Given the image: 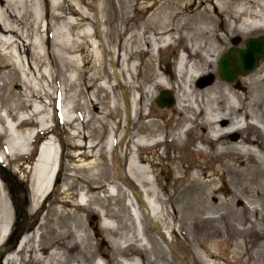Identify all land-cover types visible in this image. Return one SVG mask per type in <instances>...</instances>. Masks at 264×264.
Here are the masks:
<instances>
[{"label":"rangeland","instance_id":"1","mask_svg":"<svg viewBox=\"0 0 264 264\" xmlns=\"http://www.w3.org/2000/svg\"><path fill=\"white\" fill-rule=\"evenodd\" d=\"M39 1L43 7L50 10L49 12H55L53 5L62 0ZM160 1L163 0H85L84 4L77 1L75 7L85 13V19L80 20L77 12L67 14L63 19L51 20L47 30L41 22L39 31L31 32V38L40 37L42 41L40 52L58 49L56 57L60 58L56 65L50 66L47 63L42 67V72L46 75L44 78L38 72L28 71L26 62L23 61L26 60L27 54L22 49L0 47V63H4L0 64V98L7 99L5 103L0 99V192L1 198L11 206L13 215L9 236L1 246L5 249L0 250V256L14 248V240L34 230L40 222V217L47 215L52 219L61 210L73 209L71 206H65V203L73 205L94 194L102 198L103 202L94 201L78 211L90 244L88 253L85 251L87 256L84 264H120L125 259L137 261V264H245L244 257L253 252V247L264 241V235L260 234L264 228V188L262 194H258L253 190L256 187L253 183H248L245 179L240 182L242 176H250L253 169H256L257 163L251 152L246 154L234 152L235 147L244 145L252 151H257L259 147H256L255 143L236 141L238 135L244 138L251 136L257 138L256 133L252 134L249 130H245L240 134H230L219 140L209 138L199 140L194 134H187L185 139L181 134V142L178 144L167 139L165 147V144L149 147L151 139L142 128L148 125V119L143 118L139 121L138 126H142L140 132L130 124L133 115L126 110V99H129L130 94L118 75L120 60L116 58L115 52L122 40L128 37L130 40H133V37L143 40L150 36H158L156 34L158 22L152 14L158 9L157 5ZM165 1L172 2V0ZM228 2L230 7L243 3L251 8L254 4L253 0H228ZM205 8L206 14L214 17L213 23L208 22L207 26L214 28L215 33L222 37L218 45L219 53L212 62L214 73L210 78L223 81L217 75V61L220 57L230 47L242 48L246 39L264 36V32H256L246 37H241L235 32L230 33L227 26L228 18L235 26L238 21L232 20L228 14L221 17L213 11L211 5H205ZM123 14L127 15L126 20H123ZM185 20L177 26L179 28L175 32L169 33L174 36L170 39L175 40L174 43L158 53L154 48L151 50V57L145 55L141 56V59L134 55L123 63V67L128 68L134 75L136 70L133 65L139 62L143 64L153 58L152 64L156 66L155 68L159 66L164 71L172 69L176 65L177 57L183 53L181 46L184 43V36L190 34L191 29L201 26L195 19ZM70 23L75 27L69 28ZM119 29L122 30L119 38H114V31ZM82 30L87 40L84 41L86 45L83 43L79 50L77 47L82 39L78 35ZM11 37V35L6 36L8 40H12ZM192 37L201 42L217 41L213 35ZM54 41H64L66 45L73 43L77 49L72 53L64 51L57 45L54 46L52 44ZM27 48V51H32V46ZM261 63L264 64V57L258 60L255 68L257 69ZM253 70L250 72L253 73ZM156 71L163 79L161 72L157 69ZM250 72L248 73L251 74ZM248 73L238 75L233 81L227 82L235 85L239 79L249 75ZM127 75L125 74V77ZM23 83L32 87L30 88L34 95H31V91ZM17 84L22 85L21 88H18ZM163 87L160 86L158 89ZM158 89L152 91L149 105L151 110H162L154 103ZM171 93L174 102L175 91ZM26 100L31 103L30 106L21 103V101L27 102ZM167 108L169 107H165ZM147 110L148 107L144 106L142 112L146 113ZM69 118L71 121L67 122ZM157 121L155 122L162 125L167 134L177 132L180 128L176 122L165 126L161 120ZM245 121L253 120L247 118ZM245 121L239 118L237 124H243ZM117 123H119L118 129L115 130ZM74 131H78V134H73ZM131 134L133 141L137 142H135L138 147L136 155L143 160L142 167L147 171L146 176L150 180L147 187L155 190L161 200L156 206L144 200L141 190L127 173L126 166L130 161L131 153L135 151L128 143ZM38 139H40L39 144L44 141L49 144L47 148H52L56 170L52 188L46 196L38 198L36 202L32 181L34 172L32 166L36 161L32 156L36 159L38 155L39 158L47 150L43 149L42 153L38 154L36 148L33 155L34 145ZM91 142H96V146L89 147ZM78 143L83 146L79 147ZM227 146L230 147L228 148L230 151L221 152L220 149H226ZM95 151L97 154H94ZM238 171L239 173H236ZM262 179L264 180V177ZM65 184L71 186L68 185L69 189L64 192L62 188L67 186ZM100 184L103 186L96 191L87 190L89 185ZM241 185L247 188L243 190L244 186ZM212 196L215 198L239 196L243 200L242 203H248L245 204L249 209L240 207L241 205L232 201L231 207H234V212L231 218L215 219L208 224L198 218L217 213H208L205 208V205H213L218 201ZM199 197L203 201L201 204L198 203ZM40 204L43 207L38 212L34 211L35 206L38 207ZM151 204L157 210L161 208V211H167L168 215L171 214L172 209H179V220L152 216L148 209ZM1 206L0 201V208ZM252 206L257 208L255 212H250ZM193 214L196 216H192ZM158 219H162L161 222ZM67 223L72 224L70 220ZM102 224H109L115 231L110 233ZM251 225L253 229L243 232ZM215 226L219 227L216 236L212 233ZM124 236L130 239L125 241ZM128 244L131 248H124ZM76 251L78 247L69 250L68 254L75 255ZM43 261L45 263V259Z\"/></svg>","mask_w":264,"mask_h":264},{"label":"bare ground","instance_id":"2","mask_svg":"<svg viewBox=\"0 0 264 264\" xmlns=\"http://www.w3.org/2000/svg\"><path fill=\"white\" fill-rule=\"evenodd\" d=\"M77 1L81 4L85 3V0H77ZM77 1L62 0L61 2L55 3V5H53V9L55 10V12H49L50 10L43 7L40 4L39 0H0V47H3L4 49H9L10 47L15 48L16 50L22 49V51L25 54H27L26 60L24 59L23 61L26 62V67L28 71H30L31 73L38 72V74H40V76L44 78L46 75L44 72H42V67L45 66L47 63L50 64V66L56 65L58 63V59H60V58L57 59L56 57L57 56L56 50L58 49L40 52L39 48L41 46L42 41H40V37L32 39L31 32L33 31L34 33H37L41 26V22L44 23L45 29L47 30V27L50 26L51 20L55 21V19H63L67 14H73L75 12H77L78 15L80 16V20L85 19L86 18L85 13L81 10H78L75 7ZM253 1L254 4L252 5L251 8L243 3L241 4L237 3L233 7H230L228 0H172L171 3H168L165 0L160 1L157 5L158 9H156L152 14V17H154L156 22H158L156 28L157 29L156 34L158 36L157 37L150 36V38L143 40L139 38L134 39V37L133 40H130L128 37L122 40V43L118 45L117 47L118 50L115 52V56L120 60L118 75L121 78L120 79L121 82L129 90V94H130L129 99H126V110L128 112H131L133 115L132 118L130 119V124H132V126H134L138 132H140L142 128L144 129L145 134L149 137V139H151L150 144H148L149 147H153L160 144L162 145L165 144L164 145L165 147L167 143V139L168 140L170 139L175 143L177 142L178 144L181 142V138H182L181 134L182 136H185V139L187 137V134H194L196 139L199 140H203L205 138L219 140L225 138L230 134H234V133L240 134L245 130H249L252 134L256 133L258 137L256 138V136H251L248 138H244L238 135L236 137L237 138L236 141L241 143L243 142L255 143V146L259 147V149H257V151H252L247 146L244 145V146L235 147L234 152L243 153V154L251 152L250 154L251 156L254 157L257 166L256 169H253L254 171L250 173L249 177L247 176L244 177L241 175L242 177L240 179V182L243 179H245V181L247 180L246 182L253 183L256 186L255 188H253V190L258 194H262L263 192L262 188H264V180L262 179L264 177V64L261 63V65L257 69L255 68L256 69L255 71L253 70L254 72L252 71L253 73L251 72H250L251 74L248 73L249 75L239 79L235 85H233L232 82H227L225 80L223 81L215 80V79L211 80L210 75H213L214 73L212 62L216 59L219 53L218 45L222 41V37H220L215 33L214 28H210L207 26L208 22L213 23L214 17L212 15L206 14L205 12L206 9L205 5H211L213 11L219 14L221 17L225 14H228L229 17L232 18V20L238 21L237 26L232 25L230 19L227 17L229 24L227 25L228 31L230 33L235 32L237 35H240L241 37H246L256 32H261V33L264 32V0H253ZM201 5L203 6L202 8ZM183 13L184 15H182ZM127 18H128L127 15L123 14V20H126ZM225 18L226 17L224 16L223 19ZM184 19L186 20L195 19L199 24H201V26L195 29H191L190 34L184 36V43L181 46V50L183 53L182 55L177 57V62H175L176 65L172 69L169 68L168 71H164L159 66L155 68L156 66L154 67L152 64L153 58L148 59L147 62L144 61L145 63L143 64L142 62H139V64H136L135 66L133 65V68H135L136 70V73L134 75L130 73L131 71L129 72L128 68L123 67V63H125L126 60H129L134 55L137 58L138 57L141 58V56H145V55L150 56L151 50H153L154 48L156 49L155 51L158 53L161 49H164L169 44L174 43L175 40L174 41L173 39L170 40L172 37L174 38V36L170 35L169 33H171V31L175 32V30L179 28L177 26L178 25L180 26V24L183 23ZM68 25L69 28H72L74 26L73 23H70ZM83 30L81 31L82 33L80 34L78 33L79 34L78 36L82 39L77 47L79 50L81 49L82 44L87 38ZM121 31H122L121 29L114 31L113 33L114 38H119ZM7 35L9 36L11 35L12 36L11 39L12 38L13 39L8 40V38H6ZM193 35H200V36L206 35L207 37L208 35H213L217 41H215L214 43L201 42L199 41V39H194L192 37ZM44 42L46 43V40ZM52 44L54 46L57 45L60 49H63L64 51H68L71 53L75 51V49H77L73 43L66 45L64 41H59V42L54 41ZM28 46H32L31 52L27 51ZM61 53H65V52H61ZM84 59L86 60V58ZM71 63L72 62H70V64ZM156 69L161 72V74L163 75V79L161 78L160 74L157 73ZM125 74H128L127 77H125ZM114 76L117 77L115 74ZM27 84H29V82ZM13 86L15 85L13 84ZM16 86L18 88L19 87L21 88L22 85L20 86V84H17ZM160 86H164L163 89L168 90L170 93L171 91H175L174 102L167 109H165L166 107L165 106V107H160V109L162 110L159 111L151 110L149 105L153 94L152 91L155 90L156 88L157 89L160 88ZM25 87H27L31 91V95H32L33 94V91L31 90L32 87L29 85H25ZM6 100H7L6 98H3L2 102L5 103ZM21 103L26 104L28 106L31 105V103L28 101L27 102L21 101ZM144 106L148 107L146 113L142 112ZM143 118L148 119L147 120L148 125L145 127L141 126L142 127L141 128L138 126V123ZM239 118L243 119L244 121L245 119L249 118L253 121L252 122L245 121L243 124L238 125L237 123L239 121ZM157 120L159 121L161 120L162 124L165 126L166 125L169 126L172 122H176V124H178L177 126H179L180 128L179 130H177V132H170L167 134L166 132H164L162 125L160 126V124L157 123L158 122ZM69 121H71V118L67 119V122ZM100 121L98 122L101 123ZM118 124L119 123L116 124L115 130L118 129ZM73 134L77 135L78 131H74ZM157 136H160V138H157ZM167 136H170V138H167ZM133 140L134 139H132V134H131L128 143H130L133 146V149H135V151L131 153L132 155L130 157V161L126 166L127 173L132 178L131 180L134 181V184L138 187V189L141 190L144 200H147L149 204L154 203L156 206V204L160 203L161 200L159 196L156 194L155 190H152L149 187H147L150 180L146 176L147 171L144 169V167H142L143 160L139 158L138 155H136V149H138V147L136 145L137 142ZM96 144L97 143L94 142L88 146L94 147L96 146ZM47 145L49 144L45 143L44 141L41 142L38 150V154H41L43 149H47L46 153L42 156L39 155L40 156L39 158L37 155L36 159L34 158V161L36 162L35 163L33 162L34 166H32L34 170L32 175L33 178L32 181L34 183V199L36 202L38 198L42 196L43 197L46 196V193L52 188V180L54 178V173H55L54 172L55 160L53 155L54 153L52 148L46 147ZM77 145L79 147L83 146L81 143H78ZM225 148L226 149L221 148L220 149L222 150L221 152L230 151V149H228L230 148L229 146ZM94 154H97L96 151L94 152ZM245 168L247 170V167ZM236 173H239V171ZM92 179H94V177ZM65 185L67 186L64 187L62 186L63 187L62 191L64 192L69 189L68 185L70 184H65ZM102 186L103 184H100L98 186L89 185L87 187V190L96 191ZM241 186L242 187L244 186L243 190L247 188L245 187V185H241ZM233 190L234 189L232 188V191ZM199 193H201V191ZM212 197L215 198V196ZM102 200H103L102 198L94 194L91 197H87V199H85L84 201L76 202L73 205H71L70 203H65L64 204L65 206H71L73 209L65 210V211L61 210L52 219L48 218L47 215L40 217V222L34 230H32L29 233L23 234L20 238H18V241L14 245V248L8 250L7 252H5L0 256V263L1 264H35V263L84 264L85 257L87 256L86 252L90 244L87 241L88 238L85 234V229L84 226L82 225L81 216L79 215L78 211H81L83 208H85L89 204H92V202L94 201L99 203ZM215 200L218 201L213 205H209V204L205 205V208L208 213L209 212H214V213L217 212V213L215 215L206 214L205 216L202 217L198 216L199 217L198 219H200V221L203 222L206 221V223L208 222L209 224V221L215 219L220 220L224 217L229 218L231 214H233L232 212H234L233 211L234 207L233 208L231 207L232 201H234L235 204L241 205L240 207L247 209L246 204L248 203L246 202H245L246 204L242 203L243 200H241L239 196H230L229 198L220 197V198H215ZM0 201L2 203V206L0 208V250H1V249H5L4 247L2 248L1 246L4 244L6 238L10 233L9 231L12 225L13 215H12L11 206L10 205L8 206L7 203L1 198V192H0ZM202 202L203 201L200 198L198 200V203L201 204ZM155 206H152V204L150 208L148 206V209L150 210L151 212L150 214L152 216L156 218L162 217L163 219L169 218L170 220H179V216H180L179 209L178 210L172 209L171 214L168 215L166 213L167 211L163 212L161 211V208L157 210ZM203 206L204 204L202 205V207ZM42 207L43 206L41 204L38 207L35 206L34 211L38 212L39 209H41ZM256 209H257L256 207L252 206L250 212H255ZM192 216H196V214H193ZM69 220L72 222V224L70 225L67 223ZM158 220L159 222H161L160 220L162 219H158ZM170 220L168 221L170 222ZM102 225L104 226V229L109 231L110 233L115 231L114 227H111L109 224H102ZM251 228L252 225L245 228L243 232H248ZM217 232H219V227L215 226L212 233L216 236ZM260 234L264 235V228L263 231L260 232ZM123 239L125 241H128L130 238L124 236ZM75 247H78V251H76V254L75 255L68 254V251L73 250ZM127 247H129V244L126 245L124 248ZM44 259H45V263L42 262V260ZM263 259H264V241L260 245L253 247V252L251 254H247L244 257V262L245 264H262ZM120 264H137V261H129L125 259Z\"/></svg>","mask_w":264,"mask_h":264},{"label":"water","instance_id":"3","mask_svg":"<svg viewBox=\"0 0 264 264\" xmlns=\"http://www.w3.org/2000/svg\"><path fill=\"white\" fill-rule=\"evenodd\" d=\"M263 57L264 36L248 38L245 40L244 47H230L220 57L217 61V75L223 80L233 81L238 75H244L253 70L258 60ZM154 103L157 107H169L173 103V98L168 90L160 89Z\"/></svg>","mask_w":264,"mask_h":264},{"label":"trees","instance_id":"4","mask_svg":"<svg viewBox=\"0 0 264 264\" xmlns=\"http://www.w3.org/2000/svg\"><path fill=\"white\" fill-rule=\"evenodd\" d=\"M36 142H37V141H36ZM36 142H35V143H36ZM35 145H36V144H35Z\"/></svg>","mask_w":264,"mask_h":264}]
</instances>
